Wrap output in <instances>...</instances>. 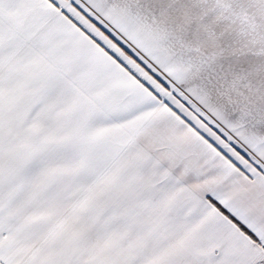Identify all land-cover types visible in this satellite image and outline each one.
<instances>
[{
	"label": "snow or ice",
	"instance_id": "snow-or-ice-1",
	"mask_svg": "<svg viewBox=\"0 0 264 264\" xmlns=\"http://www.w3.org/2000/svg\"><path fill=\"white\" fill-rule=\"evenodd\" d=\"M0 264H264V0H0Z\"/></svg>",
	"mask_w": 264,
	"mask_h": 264
}]
</instances>
